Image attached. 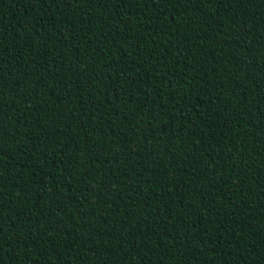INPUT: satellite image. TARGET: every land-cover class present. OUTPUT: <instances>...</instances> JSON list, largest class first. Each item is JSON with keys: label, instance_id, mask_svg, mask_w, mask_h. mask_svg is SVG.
Returning <instances> with one entry per match:
<instances>
[{"label": "trees", "instance_id": "trees-1", "mask_svg": "<svg viewBox=\"0 0 264 264\" xmlns=\"http://www.w3.org/2000/svg\"><path fill=\"white\" fill-rule=\"evenodd\" d=\"M0 264H264V0H0Z\"/></svg>", "mask_w": 264, "mask_h": 264}]
</instances>
